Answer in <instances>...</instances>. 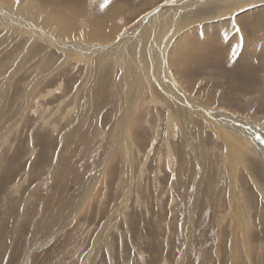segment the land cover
<instances>
[{"label": "rangeland", "instance_id": "374dc122", "mask_svg": "<svg viewBox=\"0 0 264 264\" xmlns=\"http://www.w3.org/2000/svg\"><path fill=\"white\" fill-rule=\"evenodd\" d=\"M181 1L0 0V264H264V2L231 10L234 25L213 40L217 22L199 20L208 10L189 11L190 24L151 55L143 83L152 88L136 98L121 64L105 72L112 94L87 102L92 63L47 45L77 41L99 47V61L114 48L110 58L130 59L126 48L139 41L149 51L160 39L159 22L137 21ZM51 17L81 37L62 39ZM252 28L262 33L253 58L242 38L230 48L220 40L228 30L250 39ZM190 40L204 45L196 58L184 57ZM223 117L253 122L243 127L249 139L232 136L228 148L211 129ZM44 231L46 247L35 250Z\"/></svg>", "mask_w": 264, "mask_h": 264}, {"label": "bare ground", "instance_id": "6f19581e", "mask_svg": "<svg viewBox=\"0 0 264 264\" xmlns=\"http://www.w3.org/2000/svg\"><path fill=\"white\" fill-rule=\"evenodd\" d=\"M261 2H264V0H182L181 3L177 2V3H172L170 5H167L166 7H163L162 8H159L158 10L159 11H153L150 9L149 13H147L146 15H144L140 21H137L139 22L140 24H152L153 22L157 21L159 22V27L161 29L160 33H159V38L157 40V38H155V40L153 41L152 45L149 46V51H146L145 48L146 46L144 44H142L141 42L137 41L136 44L134 46H131V47H128L126 48L128 50V52L130 53V59L129 58H124L123 54L120 53V56H117L116 58L115 57H111L110 58V54H116L118 52H120L119 49H112L110 50L108 53L104 54V56H106L108 58V61H99L98 59H96L95 57L97 55H99V53L95 52V51H99L98 48L96 47H93L91 45H85V44H81V43H78L77 41L73 42L72 44L70 45H64L63 43H57L55 41H51L50 43H48L47 45L52 47L54 50H57L59 52H61L62 55H67V56H71L75 59L78 58V60H80L83 64H85V66H87L88 62L92 63V65L94 66V71H92V73L88 70L87 73L89 76L92 77V80H91V85L89 86L88 84H85V92L89 95V97L87 98V102H97L100 98L103 97V92H108V91H112L113 89L111 88L110 90V86L109 85H106L105 82H104V77H105V72L108 70V68L110 67H116L117 65H121L123 68L121 70V80L124 81L126 80L127 81V88L129 89H134V91H131L128 92L130 96H135V98L139 95V94H143V92H145L147 89V87L149 86L150 88L151 85L149 83H147V86L143 83V78H144V70H148V69H155L153 66H147L149 65V63L151 62V60H149L151 58V55H154V53H156L158 50H157V46H160L162 44V42L164 43V45L168 42V46L171 45V43L174 41V36L177 34V31L178 30H182L184 27L188 26V24H190V20L187 16V13H189V11L193 12L195 8H198L201 10H205L207 12L210 13V15L204 17V18H201L199 19L200 21L203 19H206L205 21L207 22H217L215 23V26H212L211 28L213 29L212 32H214L215 34H211L209 32V34H211L210 38L211 40H213V38H217L216 37V34L219 33L220 31V27L223 29V28H227V27H230L232 25H234V23L232 22V20H228L227 17L230 16V11L231 10H236V11H239L240 9H243V8H246V7H253V6H257L258 7L261 5L260 3ZM191 4L190 7H187L186 5L187 4ZM166 5V4H165ZM164 5V6H165ZM114 7V6H113ZM239 9V10H238ZM110 11V10H109ZM152 12V13H150ZM260 12V11H259ZM258 12V13H259ZM5 13V12H4ZM206 13V12H205ZM201 14V13H200ZM208 14V13H207ZM255 14V13H254ZM9 15V14H8ZM183 17H182V16ZM11 15H9L8 19L10 18ZM109 16V14H108ZM202 16V15H201ZM253 17V15H251ZM0 17H3V20L6 19L7 20V13L6 15H3L1 14L0 12ZM197 17V16H196ZM239 17V15H238ZM16 18V17H15ZM56 18V17H55ZM54 18V19H55ZM137 18V17H136ZM11 19V18H10ZM9 19V20H10ZM18 20V18H16ZM16 19H13L14 21ZM50 19V18H49ZM54 19H51L54 23L53 26L57 25L56 26V32L60 33L59 35L62 37V39H68L69 40H75V39H79L81 37L80 34L77 35L78 32H74L73 33V36L71 37V34L72 32L71 31H68V25H64L63 21H67V19L65 20H59V21H55ZM59 19V18H58ZM3 20H0V23H2L1 21ZM12 20V21H13ZM202 20V21H203ZM241 19L239 18V21ZM51 21V22H52ZM192 21V20H191ZM238 21V20H237ZM248 21V19H247ZM21 22V21H20ZM19 21L18 22H15L14 24L16 23H20ZM220 22H222V24H219ZM57 23V24H55ZM66 23V22H65ZM113 23V22H111ZM240 22H238L239 24ZM71 24V23H69ZM197 24V23H196ZM213 24V23H212ZM217 24V25H216ZM251 24V23H250ZM256 24V23H255ZM48 25V24H47ZM211 25V24H210ZM113 26V25H112ZM115 26V24H114ZM250 26V25H248ZM263 26V25H262ZM71 28L74 29V27L70 26ZM111 27V26H110ZM201 27V26H200ZM205 27V26H204ZM209 27V26H207ZM234 27V26H233ZM91 28V27H90ZM99 28V26H94L93 27V30H90L89 34H91V36H88V37H91L92 38V34H96L97 29ZM102 28V27H101ZM100 28V29H101ZM117 28V27H115ZM189 28V27H188ZM187 28V29H188ZM232 27H230L231 29ZM21 30H24L26 32V37L28 36H37V38L39 39H42V37L40 36L39 33H34L33 34V27L28 25V26H23L22 25V28L20 27ZM186 29V28H185ZM206 29V28H205ZM221 29V30H222ZM193 31V29H191ZM210 30V29H208ZM256 30V28H255ZM255 30L254 28H252V33L253 35L250 37V39H248L247 37L245 36H240V31H238V35L234 37V34L233 35H230V32L226 31L225 32V35H222L221 36V33H220V40H223L224 44H226L225 48H227L229 46V48L231 47V45H237L238 46V43L239 45L241 46L240 44V39L242 38L243 39V48H242V54L244 55V57H247V56H251L252 58L256 55L254 54V52L252 53L251 49L253 48L254 45L258 44V40L259 38L261 39V36H262V33H257L255 34ZM100 31V30H99ZM111 31V30H110ZM115 31V30H114ZM114 31L112 30L110 33H114ZM216 31V32H215ZM7 32V31H6ZM9 32V31H8ZM234 32V31H232ZM258 32V31H257ZM195 33V32H194ZM193 33V34H194ZM203 34V32H201ZM43 34V32H42ZM189 34V33H188ZM196 34L199 36V31L197 32L196 31ZM205 34V33H204ZM261 34V35H260ZM184 35V34H183ZM230 35V37H228ZM246 35V34H245ZM251 35V34H250ZM99 36V35H97ZM143 37H146L148 36L147 32H143L142 34ZM191 36V35H190ZM209 36V35H208ZM219 36V34L217 35ZM33 37V36H32ZM94 37V36H93ZM96 37V36H95ZM203 37V36H202ZM228 39H227V38ZM198 38V37H196ZM184 39V38H183ZM189 40V38H187ZM187 40V41H188ZM202 40V38H201ZM207 40V39H206ZM209 40V38H208ZM105 41V40H104ZM180 41V40H179ZM186 41V42H187ZM191 41V44L190 46H188L186 49L187 50H184V57L186 56H192V57H197L196 55H198L200 52L198 51L197 46H200V43L198 44L197 41L196 42H193L192 40ZM198 41H200V38L198 39ZM205 41V40H204ZM203 41V42H204ZM264 41V40H263ZM64 42V40H63ZM117 42V41H116ZM185 42V43H186ZM202 42V43H203ZM212 42V41H211ZM247 43V44H244V43ZM36 43H38V41H36ZM179 43V42H178ZM201 43V44H202ZM209 43L208 47L210 46V42H207ZM216 43V41H215ZM188 44V43H186ZM212 44V43H211ZM178 45V44H177ZM180 45V44H179ZM31 46V45H30ZM105 46V45H104ZM107 46V45H106ZM181 46V45H180ZM186 46V45H185ZM184 46V47H185ZM202 46H204L202 44ZM200 46V47H202ZM207 47V46H206ZM222 47V46H221ZM259 47V46H258ZM36 48V47H35ZM101 48H104V47H101ZM205 48V47H204ZM262 48V47H261ZM202 49V48H201ZM207 49V48H206ZM103 50V49H101ZM208 50V49H207ZM209 51H211L209 49ZM65 52H68L70 54H66ZM224 53V52H223ZM101 55V54H100ZM103 55V54H102ZM254 55V56H253ZM264 56V55H263ZM191 57V58H192ZM199 57V56H198ZM250 57V59H251ZM66 58V57H65ZM71 59V58H70ZM134 59L136 61H134ZM245 59V58H244ZM48 59H43V61H47ZM107 60V59H106ZM198 60V59H197ZM85 61H88L85 63ZM200 61V59H199ZM244 61H247V60H244ZM80 62V63H81ZM133 63V64H132ZM168 63L169 65H171L172 63V60H169L168 62H165L162 64V67L165 68V72L167 73L168 72ZM132 64V65H131ZM245 64V63H244ZM171 67V66H170ZM79 69V68H78ZM138 69V70H136ZM227 71V70H226ZM155 74L157 76H159V72L157 70H155ZM153 75L151 78H150V81H156L158 78L156 75ZM126 75H127V78H126ZM220 78V77H219ZM223 80V79H222ZM169 81L167 82H164L163 85H167ZM142 83L145 85H142ZM184 84V82H182ZM185 85V84H184ZM84 86H82L83 88ZM186 87V86H185ZM7 88V87H6ZM114 90L116 89L114 86H113ZM145 88V89H144ZM158 88L160 89V87L158 86ZM98 89V91H97ZM15 90V89H14ZM117 90L119 91V88H117ZM116 90V91H117ZM117 91V92H118ZM147 92H151V91H148ZM112 94V92H111ZM155 94V93H153ZM1 96V95H0ZM72 96V95H71ZM115 96V95H114ZM3 97V96H2ZM28 97V96H27ZM73 97V96H72ZM110 97V96H109ZM113 97V95H112ZM123 97V96H122ZM155 97V96H154ZM93 98V99H92ZM115 98V97H113ZM182 97H175V99H179L181 100ZM145 99V98H144ZM22 100V99H21ZM42 100V99H41ZM102 100V99H100ZM114 100V99H113ZM107 101V100H106ZM128 101V100H127ZM89 102V103H90ZM41 103V102H40ZM67 104V103H66ZM104 104V103H103ZM85 105V104H83ZM91 105V104H90ZM61 106V105H60ZM64 106V105H63ZM3 107V106H2ZM90 107V106H89ZM95 108V107H94ZM206 108V107H205ZM45 109V108H44ZM43 109V110H44ZM84 109V108H83ZM73 110V109H72ZM90 110V109H89ZM205 110V113L202 115V118L206 121V123L208 124H211L213 123L212 121V115H206V114H209L211 112L204 109ZM39 111V110H38ZM209 113H208V112ZM1 112V111H0ZM4 113V112H3ZM40 113V112H39ZM68 113V112H67ZM211 114V113H210ZM47 116V115H46ZM218 113L217 115L214 114V117H218ZM224 120H222L221 122H219L215 127H211V129L213 130V132L217 135V138L222 141L224 144H226V146L228 148H231V145L228 143V141H233L232 139V136H238V135H242L243 136V139H249L246 135H244V131H243V127L245 128V125H254L255 124L253 122H249L248 124H240L239 122H237V119L235 121V119L233 117H223ZM52 119V118H51ZM49 123V122H48ZM61 123V122H60ZM53 124V123H52ZM58 124V123H57ZM239 124V125H238ZM59 125V124H58ZM69 125V124H68ZM234 125V126H232ZM235 125L237 126H240V129L239 128H236ZM54 127V126H53ZM61 128V127H60ZM232 128H234L236 131H238V134L236 135V133L234 132H231ZM252 128V127H251ZM44 131V130H43ZM185 134H187V130L184 131ZM240 132V133H239ZM36 133V132H35ZM41 133V132H40ZM249 133V132H248ZM251 134V132H250ZM261 136V135H260ZM40 137V136H39ZM44 137V136H43ZM34 138V137H33ZM42 139V137H41ZM83 140V139H82ZM262 141V140H261ZM118 141H116V145H118ZM125 142V141H124ZM219 142V141H218ZM40 143V142H39ZM63 145V144H62ZM120 145V144H119ZM37 146V145H36ZM85 147V146H84ZM121 147V146H120ZM258 147V146H256ZM63 149V148H62ZM123 149V148H122ZM121 149V150H122ZM135 149V148H134ZM64 150V149H63ZM261 150L264 152V148H261ZM253 151V150H252ZM254 152V151H253ZM216 153V152H215ZM212 154V153H211ZM210 154V155H211ZM214 154V153H213ZM219 158V157H218ZM222 158V157H221ZM262 158V157H260ZM106 160V159H105ZM104 160V161H105ZM219 160V159H217ZM261 160V159H260ZM263 163H264V159L261 160ZM216 162H214L215 164ZM219 164V162H217ZM261 163L259 162V165ZM262 168V167H261ZM213 169V168H212ZM211 169V170H212ZM214 169L218 170L216 168V166L214 167ZM213 171V170H212ZM215 171V170H214ZM219 171V170H218ZM216 171V172H218ZM213 173V172H212ZM60 175V174H59ZM262 176V179L264 180V173L262 172L261 174ZM67 177V176H66ZM97 176H95L91 182H95L97 183ZM110 180V179H109ZM113 180V179H112ZM111 181V180H110ZM114 183V182H113ZM19 186V185H18ZM256 188V187H255ZM15 189V188H14ZM52 189V188H51ZM258 189V187L256 188ZM18 190V189H17ZM260 190V189H259ZM258 190V191H259ZM262 192L261 190L259 191V193ZM50 193V192H49ZM55 193V192H54ZM261 194V193H260ZM51 195V194H50ZM234 199V198H233ZM262 199H263V196H262ZM264 200V199H263ZM48 202V201H47ZM1 203V202H0ZM81 203V202H80ZM47 205V204H46ZM141 205V204H140ZM58 206V205H57ZM140 207V206H139ZM162 213V212H161ZM57 214V213H56ZM72 214V212L70 213ZM77 214V213H76ZM69 215V214H68ZM66 215V216H68ZM75 216V213L74 215H70V219L68 218V220H66V222L64 224L60 223V225L58 226L60 229L62 227L65 228V226L67 227V222L69 220H72ZM71 222V221H70ZM162 222V221H161ZM242 222V221H241ZM37 226V224H36ZM34 226V233L35 235L34 236H39L40 235V232H39V229H41L40 227H36ZM52 226V225H51ZM179 226V225H178ZM43 227V226H42ZM63 228V229H64ZM59 229V230H60ZM175 229V228H174ZM42 230V229H41ZM172 231V230H171ZM42 233V232H41ZM44 236L39 240L37 241V243L35 244H31V242L29 243V245H35V250H38L41 249L42 247L45 248L46 246V236H45V231L43 232ZM99 236V235H98ZM170 239V238H169ZM45 240V241H44ZM99 240V239H98ZM143 240V239H142ZM50 241V240H49ZM37 244V246H36ZM98 244V243H97ZM28 245V246H29ZM45 246V247H44ZM27 256V255H26Z\"/></svg>", "mask_w": 264, "mask_h": 264}]
</instances>
